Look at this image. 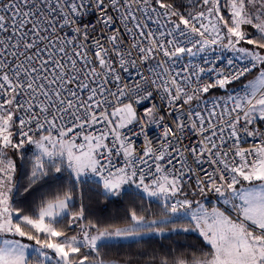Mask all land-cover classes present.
<instances>
[{"label": "snow or ice", "instance_id": "6c2138e0", "mask_svg": "<svg viewBox=\"0 0 264 264\" xmlns=\"http://www.w3.org/2000/svg\"><path fill=\"white\" fill-rule=\"evenodd\" d=\"M0 264H264V0H0Z\"/></svg>", "mask_w": 264, "mask_h": 264}, {"label": "built area", "instance_id": "2783aa9c", "mask_svg": "<svg viewBox=\"0 0 264 264\" xmlns=\"http://www.w3.org/2000/svg\"><path fill=\"white\" fill-rule=\"evenodd\" d=\"M156 131V129H155V127L153 126L151 129H150V134L152 133V132H155Z\"/></svg>", "mask_w": 264, "mask_h": 264}, {"label": "trees", "instance_id": "16d2710c", "mask_svg": "<svg viewBox=\"0 0 264 264\" xmlns=\"http://www.w3.org/2000/svg\"><path fill=\"white\" fill-rule=\"evenodd\" d=\"M194 238V237H193Z\"/></svg>", "mask_w": 264, "mask_h": 264}]
</instances>
